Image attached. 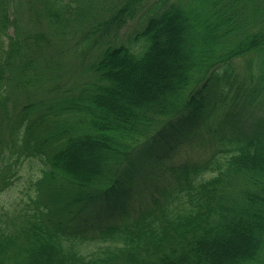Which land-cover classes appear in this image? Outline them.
<instances>
[{"label": "trees", "instance_id": "1", "mask_svg": "<svg viewBox=\"0 0 264 264\" xmlns=\"http://www.w3.org/2000/svg\"><path fill=\"white\" fill-rule=\"evenodd\" d=\"M150 1L0 0V191L4 155L44 162L33 206L0 229V264H264L263 118L230 155L176 165L163 187L150 169L206 111L202 92L234 84L239 59L245 101L264 92V0ZM73 48L92 55L90 73L65 86ZM100 208L123 219L86 254L72 227ZM224 250L240 254L219 262Z\"/></svg>", "mask_w": 264, "mask_h": 264}, {"label": "rangeland", "instance_id": "2", "mask_svg": "<svg viewBox=\"0 0 264 264\" xmlns=\"http://www.w3.org/2000/svg\"><path fill=\"white\" fill-rule=\"evenodd\" d=\"M142 12L143 10L135 18L128 20L121 29L122 40L125 43L134 40L142 30L145 21ZM65 55L64 69L68 73L64 75L62 84L70 86L76 82H83L90 73L88 64L92 55L84 56L74 48ZM244 67L243 58L239 59L231 76L233 85L230 82L221 83L204 90L202 92L205 97L204 103L208 104L206 111L198 113L199 115L197 114L189 124H185V132L178 131L168 142L163 141L160 149L154 154L158 156L157 162L150 167L154 183L161 187L165 186L168 177H171L170 169L186 161L208 162L216 150H219L218 157L230 155L235 145L231 138L241 132L250 133L253 123L258 119H264V92L257 95L253 102L245 101L252 84L247 79L249 72ZM218 101L228 108V114L222 109L213 108ZM52 126L50 132L56 128ZM5 162L12 166L13 174L10 177L12 182L0 192V229L6 228L14 215L33 206L31 199L36 195L34 182L41 176L44 167L39 157H28L19 162H16L15 157H7ZM215 173L216 171L209 170L204 173V178H209ZM155 194L159 196L157 192ZM122 219L121 213L116 210L107 212L104 208H100L96 213L90 212L83 220L80 219L72 228L77 232L76 241L80 242L81 250L89 254L97 249L104 242L102 231L109 225L121 223ZM237 246L243 248L240 244Z\"/></svg>", "mask_w": 264, "mask_h": 264}, {"label": "bare ground", "instance_id": "3", "mask_svg": "<svg viewBox=\"0 0 264 264\" xmlns=\"http://www.w3.org/2000/svg\"><path fill=\"white\" fill-rule=\"evenodd\" d=\"M240 254V251L233 250V251H226L224 250L222 253H219L216 258L220 262L226 260V259H233L234 255Z\"/></svg>", "mask_w": 264, "mask_h": 264}]
</instances>
